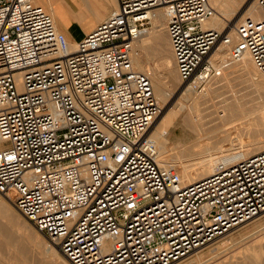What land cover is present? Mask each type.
Instances as JSON below:
<instances>
[{"label":"built area","instance_id":"obj_1","mask_svg":"<svg viewBox=\"0 0 264 264\" xmlns=\"http://www.w3.org/2000/svg\"><path fill=\"white\" fill-rule=\"evenodd\" d=\"M262 19L229 34L205 28L209 0H117L71 51L35 0H0V194L70 264H176L264 214V151L184 184L158 163L149 131L160 114L137 43L166 18L181 83L204 91L248 54L264 75ZM224 65V66H223Z\"/></svg>","mask_w":264,"mask_h":264},{"label":"rangeland","instance_id":"obj_2","mask_svg":"<svg viewBox=\"0 0 264 264\" xmlns=\"http://www.w3.org/2000/svg\"><path fill=\"white\" fill-rule=\"evenodd\" d=\"M233 1L236 3L235 9L229 10L228 13L233 24H236L235 26L244 21L242 20L243 14H241L242 8H246L247 10L252 5L257 21L262 19V12L258 7L257 0L249 2L246 7H244L246 0ZM212 4L215 7L216 3L214 0H212ZM71 5L73 4L71 3ZM113 10L114 8L110 6L103 21L110 16ZM234 13L241 15L235 17ZM71 20H76L75 15H72L69 22ZM151 29L152 27H150L149 31ZM70 30L74 37H80L82 35V29L77 23L72 25ZM226 34H229L228 31ZM160 35L159 46L152 45L148 49L143 47L142 42L137 44L139 55L135 59V67L139 72L149 75L150 79L153 76H157L162 80L164 76L172 77L174 79L175 89H181L174 97V102H176L178 97L187 88L179 79L165 26L160 29ZM228 53L229 50L226 49L224 54L215 58L225 64V66L223 65L224 74L220 78L212 80L204 91H196L195 93V102L197 103V109L199 111L197 114L201 115H198L196 119L189 120L184 126L183 122L180 123L183 119L181 117L179 124H175L169 130L167 138L175 160L184 155L183 145L190 142L201 127L207 132L221 125V122L218 121V117L215 114V110L223 111L225 108H228L229 110H235L239 114L242 110L246 114H252L264 107V78L256 72L250 59L248 61L249 76L246 73H242L243 69L240 67L241 62L231 65L226 64L225 61L228 58ZM252 79L257 84H253L251 82ZM240 118L241 115L237 117V119ZM237 123L239 125L233 130L239 128L241 131L236 132L225 143L217 142L216 147L231 150L234 149L236 144L244 142L247 145L246 150L250 154V157L259 153L253 145L258 142L264 148V143H262L264 139L259 131L262 129L261 126H256V122L253 120ZM199 152H204L202 147H200ZM14 207L10 206L12 210L10 211L13 214L12 218H6L0 215V264L68 263L60 252V257L52 254L51 256L47 255L46 252L49 251V245L56 249L57 247L44 234L38 232L34 225ZM36 237L39 239V243H35L34 239ZM57 251L59 250L57 249ZM198 256H202V261H208V264H264V214L232 230L227 235L217 238L176 264H197L195 263V259Z\"/></svg>","mask_w":264,"mask_h":264},{"label":"bare ground","instance_id":"obj_3","mask_svg":"<svg viewBox=\"0 0 264 264\" xmlns=\"http://www.w3.org/2000/svg\"><path fill=\"white\" fill-rule=\"evenodd\" d=\"M209 1L211 6L215 10V13L214 16L207 23H205V28L218 30L219 32H224V33H227L228 31L229 37L232 39L233 43H235L236 42L235 29L237 26H235L236 24H233L232 20L230 19L228 11L234 10L236 3L233 0H214L216 3L214 7L212 4V0ZM251 1L253 0H246L244 7H246L248 3ZM241 11H242L241 14H243L242 20L252 19L254 21H257L254 13L253 5L247 10L246 8H242ZM241 14H235V17ZM52 17H53V13H52ZM166 24H167V18L165 14L160 10L157 11L156 16L151 21L152 29L149 31L150 29L149 28L146 34H144L141 37L140 41L137 44L142 42L143 47L148 49L151 48L152 45L159 46L161 39L160 29L163 28V26H165L166 28ZM167 37L169 41V46L171 47L169 36ZM70 46H71L70 47L71 51H74L77 48V45L72 46L70 44ZM226 49L230 50L229 47L218 44L210 54L211 59H215L220 55L224 54L226 52ZM137 56L138 55H136L133 59L134 68L136 70L137 68L135 67V59ZM249 59L251 60L250 56L248 54H244L243 58L240 61L233 62L229 60V53H228V58L225 62L226 64H230V65L241 62L240 67L243 69L242 73L243 74L246 73V75L249 76L250 74L249 62H248L250 61ZM256 72H258L257 69ZM261 76L264 78V75ZM151 82H152L155 98L160 107V114L149 131V137L156 143L159 165L162 167H166V166L175 167L176 170L180 173L184 184H191L205 177L211 176L212 174L215 173L216 168L220 163L234 164L250 157L249 156L250 154L246 150L247 145L244 142H241L240 144H236L234 146V149L231 150H225L224 148L219 149L216 147L217 142L220 141L225 143V141L228 138H232L236 132L241 131L239 128L233 130L237 125H239L237 122L243 121L244 123V121L246 120L255 121L256 126L259 125L261 126L262 129L259 131L264 139V107L260 108L259 110H257L252 114H246L243 110L239 114L235 110H229L228 108H225L223 111L215 110V114L218 117V121L221 122V125L216 126L212 130H209L207 132H205L204 128L201 127V129H199V132L196 134V136H194L192 140L190 139L191 140L190 142H187V144L183 145L184 155H182L180 158L178 157V159L175 160L172 155V149H171V145L169 144L167 135L171 127H173L175 124L177 125L179 124L180 122L179 120L181 117H183V119L181 120L180 123L183 122V126H184L186 122H188L189 120L196 119L198 115H201V114H197V112L199 111L197 109V103L195 102L196 90H194L191 87L188 88L186 87L187 90L184 91V93L182 92L180 97H178L176 102H174V97L181 89H177V88L175 89L174 79L172 77L164 76L162 80L159 79L157 76L155 77L153 76L151 78ZM251 82L253 84H257V82L253 79L251 80ZM240 115L241 118L237 119V117ZM262 143H264V140L262 141ZM253 146H255L256 151L258 150L259 153L264 151L263 146H260L258 142ZM200 147H202V149L204 150L203 153L199 152ZM16 199H17V194L14 191H10L6 195L0 194L1 216H4L6 218H12L13 214L11 213L12 210L10 209V206H14ZM34 240L35 243H39L38 242L39 239L37 237ZM57 249L49 245L48 248L49 251H47L46 253L47 255L50 256L52 254V255H56L57 257H60L59 256L60 251H57ZM202 260H203L202 256H198L195 259V263L208 264L207 263L208 261L206 262ZM65 264H70V263L68 262Z\"/></svg>","mask_w":264,"mask_h":264},{"label":"crops","instance_id":"obj_4","mask_svg":"<svg viewBox=\"0 0 264 264\" xmlns=\"http://www.w3.org/2000/svg\"><path fill=\"white\" fill-rule=\"evenodd\" d=\"M35 2L42 5L51 15L53 13L59 30L67 36L72 46L77 45L90 30L102 23L110 6L114 10L117 8V0H35ZM72 15H75L76 20L69 22ZM75 23L82 29L80 37H74L71 33L70 29Z\"/></svg>","mask_w":264,"mask_h":264}]
</instances>
